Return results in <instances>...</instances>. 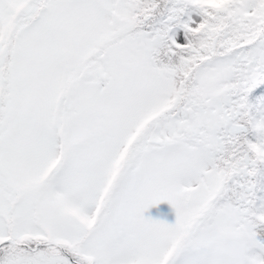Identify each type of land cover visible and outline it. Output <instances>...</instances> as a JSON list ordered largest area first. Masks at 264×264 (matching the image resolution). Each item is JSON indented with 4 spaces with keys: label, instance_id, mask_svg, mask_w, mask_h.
<instances>
[{
    "label": "snow or ice",
    "instance_id": "6c2138e0",
    "mask_svg": "<svg viewBox=\"0 0 264 264\" xmlns=\"http://www.w3.org/2000/svg\"><path fill=\"white\" fill-rule=\"evenodd\" d=\"M0 264H264V0H0Z\"/></svg>",
    "mask_w": 264,
    "mask_h": 264
},
{
    "label": "rangeland",
    "instance_id": "374dc122",
    "mask_svg": "<svg viewBox=\"0 0 264 264\" xmlns=\"http://www.w3.org/2000/svg\"><path fill=\"white\" fill-rule=\"evenodd\" d=\"M171 213V208L167 203H162L158 208H152L146 213V215L151 216L152 218L168 219L171 222L174 219V213L171 215H166Z\"/></svg>",
    "mask_w": 264,
    "mask_h": 264
}]
</instances>
